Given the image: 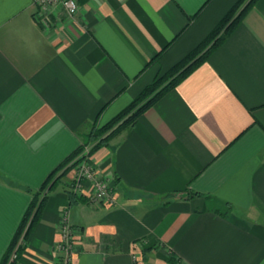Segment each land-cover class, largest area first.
I'll return each mask as SVG.
<instances>
[{
    "label": "crops",
    "instance_id": "1",
    "mask_svg": "<svg viewBox=\"0 0 264 264\" xmlns=\"http://www.w3.org/2000/svg\"><path fill=\"white\" fill-rule=\"evenodd\" d=\"M77 1L0 0V262L47 176L237 0ZM90 162L115 203L71 204L68 168L14 264H59L64 218L70 264H264V0Z\"/></svg>",
    "mask_w": 264,
    "mask_h": 264
},
{
    "label": "trees",
    "instance_id": "2",
    "mask_svg": "<svg viewBox=\"0 0 264 264\" xmlns=\"http://www.w3.org/2000/svg\"><path fill=\"white\" fill-rule=\"evenodd\" d=\"M255 1L256 0H237L204 40L197 45V47L191 50L163 75L156 77L150 85L146 86L128 106L115 115L111 120L100 127L94 126L89 131L77 150L47 176L41 185L40 190L33 195L31 203L24 214L19 228L17 229L7 251L3 255L0 264L15 263V260L10 262H8V260L24 226L28 224L24 234L25 240L33 226L40 220V211L47 194L56 188L62 176H64L68 169L67 164L81 152L83 147L85 145H91L89 149V155H91L97 149L107 146L122 129L133 125L137 117L149 107L158 96L168 89L173 88L205 60L208 53L218 46L236 27V25L241 22L247 11L252 8ZM66 193L71 204L76 201H85L82 197L69 192L68 189H66ZM21 251L22 246H19L16 250L17 256ZM142 254L144 258L145 249H142Z\"/></svg>",
    "mask_w": 264,
    "mask_h": 264
},
{
    "label": "built area",
    "instance_id": "3",
    "mask_svg": "<svg viewBox=\"0 0 264 264\" xmlns=\"http://www.w3.org/2000/svg\"><path fill=\"white\" fill-rule=\"evenodd\" d=\"M36 7L35 16L37 19L43 17L47 13L57 18L65 16L66 18H74L79 11L77 0H34ZM77 172L73 178L72 188L75 195L86 197L89 204L92 205H112L115 203L114 191L109 181L102 179L96 169L90 162L88 148L78 157ZM28 224L24 226L16 245L14 246L9 260L16 259V250L24 243V234ZM73 231L67 220L64 218V223L59 230V241L56 244V250L59 255V264H70L75 246ZM137 254L132 255V260L137 264Z\"/></svg>",
    "mask_w": 264,
    "mask_h": 264
},
{
    "label": "rangeland",
    "instance_id": "4",
    "mask_svg": "<svg viewBox=\"0 0 264 264\" xmlns=\"http://www.w3.org/2000/svg\"><path fill=\"white\" fill-rule=\"evenodd\" d=\"M86 147L88 148V152H89V149H90V147H91V145H85L84 147H83V149L81 150V152L74 158V159H72L68 164H67V166H68V168H70V169H73L72 170V175H73V178L75 177V174H76V172H77V169H76V165H77V160H78V157H80V155L84 152V150L86 149ZM92 155V154H91ZM91 155H89V158L91 157ZM75 162V163H74ZM73 178L71 179V180H67V185H66V189H68V191L69 192H71V193H74L73 192V188H72V183H73ZM60 181H62V182H64L65 181V176H62V178H61V180ZM83 199H85V201H87V198L84 196V197H82ZM87 203H89L88 201H87ZM90 205H92L91 203H90ZM24 229V228H23ZM18 241V240H17ZM73 254H74V249H73Z\"/></svg>",
    "mask_w": 264,
    "mask_h": 264
}]
</instances>
